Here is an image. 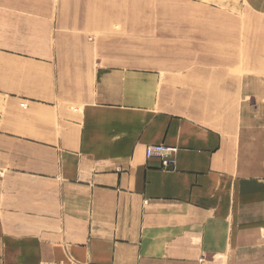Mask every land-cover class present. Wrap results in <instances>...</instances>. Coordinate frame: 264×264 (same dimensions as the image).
<instances>
[{
    "label": "crops",
    "instance_id": "1",
    "mask_svg": "<svg viewBox=\"0 0 264 264\" xmlns=\"http://www.w3.org/2000/svg\"><path fill=\"white\" fill-rule=\"evenodd\" d=\"M215 62L188 75L222 77ZM56 65L2 99L25 103L0 121V264H264L250 79L230 85L239 113L208 116L171 111L142 72L73 85ZM150 145L176 148L174 167L147 159Z\"/></svg>",
    "mask_w": 264,
    "mask_h": 264
},
{
    "label": "rangeland",
    "instance_id": "2",
    "mask_svg": "<svg viewBox=\"0 0 264 264\" xmlns=\"http://www.w3.org/2000/svg\"><path fill=\"white\" fill-rule=\"evenodd\" d=\"M112 2L0 0V121L4 107L25 103L2 99L49 75L40 63L50 60L73 85H89L99 68L142 72L171 111L208 116L239 113L230 85L247 78L253 93L241 101L253 117L264 107V0ZM213 62L222 77L188 75L211 74Z\"/></svg>",
    "mask_w": 264,
    "mask_h": 264
},
{
    "label": "built area",
    "instance_id": "3",
    "mask_svg": "<svg viewBox=\"0 0 264 264\" xmlns=\"http://www.w3.org/2000/svg\"><path fill=\"white\" fill-rule=\"evenodd\" d=\"M176 153V148L167 147L165 145H150L145 149V157L147 159H158L161 162L162 167L165 169L174 167V156Z\"/></svg>",
    "mask_w": 264,
    "mask_h": 264
},
{
    "label": "bare ground",
    "instance_id": "4",
    "mask_svg": "<svg viewBox=\"0 0 264 264\" xmlns=\"http://www.w3.org/2000/svg\"><path fill=\"white\" fill-rule=\"evenodd\" d=\"M112 1H113V0H111V2H112ZM112 4H113V2H112ZM155 4H157V3H155ZM88 8H89V6H88ZM155 9H156V8H155ZM89 10H92V9L89 8Z\"/></svg>",
    "mask_w": 264,
    "mask_h": 264
}]
</instances>
